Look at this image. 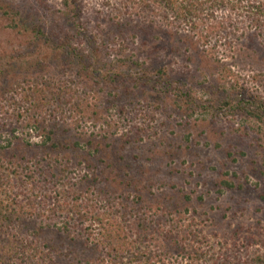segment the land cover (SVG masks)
<instances>
[{"label":"rangeland","instance_id":"obj_1","mask_svg":"<svg viewBox=\"0 0 264 264\" xmlns=\"http://www.w3.org/2000/svg\"><path fill=\"white\" fill-rule=\"evenodd\" d=\"M85 3L97 58L110 66L94 76L70 70L0 11V158L49 160L59 176L54 183L67 179L100 204L138 202L150 208L138 214L264 252V121L237 106L241 93L264 96L262 37L242 10L228 8L194 32L153 30L146 38L125 29L126 16L104 0ZM0 7L21 12L18 21L32 28L45 25L56 41L69 30L62 0H0ZM132 55L168 70L170 89H154L138 68L119 62ZM62 84L69 95L59 97L54 89ZM51 130L53 142L45 145ZM62 222L46 216L18 223L20 236L51 250L31 264L91 257L74 228L58 231Z\"/></svg>","mask_w":264,"mask_h":264},{"label":"trees","instance_id":"obj_2","mask_svg":"<svg viewBox=\"0 0 264 264\" xmlns=\"http://www.w3.org/2000/svg\"><path fill=\"white\" fill-rule=\"evenodd\" d=\"M62 5L69 30L62 32L64 36L57 41L58 35L49 32L45 25L32 28L26 22H19L21 12L1 7L0 11L10 17L14 29L29 34L32 41L47 47L51 55L64 57L70 70L93 76L107 68L110 71L108 63L97 58V31L87 22L85 0H62ZM104 5L126 16L125 29L132 27L144 32L145 37L153 30H170L165 31L170 36L172 33L179 35L182 29L191 33L212 20L216 10H242L250 27L264 41V0H104ZM84 38L92 45L90 51L84 48ZM122 50V54L127 53L125 45ZM119 62L138 68L140 79L153 83L154 89L161 90L163 83L167 89L173 85L165 68H148L145 62L134 60L133 55L123 57ZM152 74L157 77V82L151 78ZM179 91L181 93L182 89ZM54 93L59 97L69 95L63 84L54 89ZM237 100L239 109L264 121V96L241 93ZM52 134L51 130L45 145L53 142ZM8 145L11 147L12 143L8 142ZM16 158H0L3 160H0V260L7 258L6 263L46 261V257H50L49 246L40 249L36 238L20 236L18 223L58 216L63 221L58 231L69 234L74 228L91 253L90 258H78L71 264H264V252L253 249L254 243L230 246L228 241H212L185 224H167L153 215L138 214L150 210L141 208L138 202L135 205L106 201L100 204L91 198V192L77 191L74 183L67 179L54 183L59 176L49 160L24 162V158L15 161Z\"/></svg>","mask_w":264,"mask_h":264}]
</instances>
